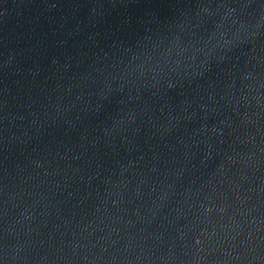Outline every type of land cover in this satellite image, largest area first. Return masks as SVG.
<instances>
[{"label": "water", "instance_id": "water-1", "mask_svg": "<svg viewBox=\"0 0 264 264\" xmlns=\"http://www.w3.org/2000/svg\"><path fill=\"white\" fill-rule=\"evenodd\" d=\"M0 264H264V0H0Z\"/></svg>", "mask_w": 264, "mask_h": 264}]
</instances>
